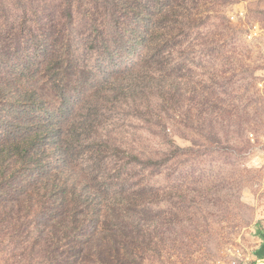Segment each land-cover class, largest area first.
I'll return each mask as SVG.
<instances>
[{
	"label": "rangeland",
	"instance_id": "obj_1",
	"mask_svg": "<svg viewBox=\"0 0 264 264\" xmlns=\"http://www.w3.org/2000/svg\"><path fill=\"white\" fill-rule=\"evenodd\" d=\"M90 1L96 22L84 2L0 0V82L35 57L41 31L58 37L73 105H106L102 138L157 162L135 173L138 264H264V0H127L139 11L117 17L112 0ZM18 78L58 109L37 65ZM108 78L126 93L103 103Z\"/></svg>",
	"mask_w": 264,
	"mask_h": 264
},
{
	"label": "trees",
	"instance_id": "obj_2",
	"mask_svg": "<svg viewBox=\"0 0 264 264\" xmlns=\"http://www.w3.org/2000/svg\"><path fill=\"white\" fill-rule=\"evenodd\" d=\"M63 1L66 11L74 2H84L90 20L96 22L90 12L96 6L90 0ZM111 2L114 17L139 11L127 0ZM96 31L95 38H102L106 48L102 61L107 64L113 58L110 34L104 25ZM56 39L41 31L35 57L22 58L0 82L4 264H138L142 249L136 253L130 247L131 204L144 199L145 193L142 181H134L135 173L139 165L145 169L157 162L144 161L102 138L99 117L104 116L106 105L97 108L98 116L90 105H73L68 93L74 79L68 69L71 57L56 49ZM33 64L45 72L59 99L58 109H49L34 89L16 84ZM106 82L113 86L104 91L103 103L113 94L126 93L109 78ZM260 235L264 237L262 231Z\"/></svg>",
	"mask_w": 264,
	"mask_h": 264
},
{
	"label": "crops",
	"instance_id": "obj_3",
	"mask_svg": "<svg viewBox=\"0 0 264 264\" xmlns=\"http://www.w3.org/2000/svg\"><path fill=\"white\" fill-rule=\"evenodd\" d=\"M262 231V230H261ZM260 231V232H261ZM260 254L264 255V237H263V243L261 244V248H260Z\"/></svg>",
	"mask_w": 264,
	"mask_h": 264
}]
</instances>
